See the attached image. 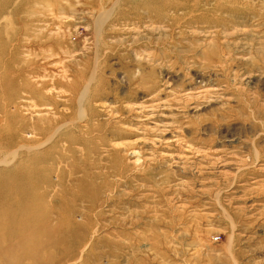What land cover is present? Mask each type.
Listing matches in <instances>:
<instances>
[{
	"label": "rangeland",
	"instance_id": "1",
	"mask_svg": "<svg viewBox=\"0 0 264 264\" xmlns=\"http://www.w3.org/2000/svg\"><path fill=\"white\" fill-rule=\"evenodd\" d=\"M0 264H264V0H0Z\"/></svg>",
	"mask_w": 264,
	"mask_h": 264
}]
</instances>
